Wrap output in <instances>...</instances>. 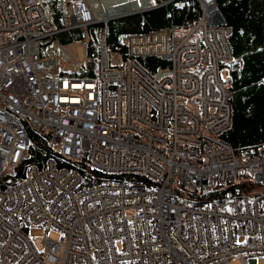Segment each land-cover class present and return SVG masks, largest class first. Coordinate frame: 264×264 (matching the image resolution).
Instances as JSON below:
<instances>
[{
	"label": "built area",
	"instance_id": "2783aa9c",
	"mask_svg": "<svg viewBox=\"0 0 264 264\" xmlns=\"http://www.w3.org/2000/svg\"><path fill=\"white\" fill-rule=\"evenodd\" d=\"M199 2L197 22L123 34L124 52L109 49L104 21L95 73L85 75L56 34L101 22L90 0L64 1L60 29L43 0H0V264L264 256V150L222 137L230 28L214 0L211 13ZM147 57L165 64L148 68ZM33 138L53 155L29 162ZM80 162L101 178L85 182ZM215 188L224 193L187 200ZM38 226L59 236L43 235L38 249L25 231Z\"/></svg>",
	"mask_w": 264,
	"mask_h": 264
},
{
	"label": "trees",
	"instance_id": "16d2710c",
	"mask_svg": "<svg viewBox=\"0 0 264 264\" xmlns=\"http://www.w3.org/2000/svg\"><path fill=\"white\" fill-rule=\"evenodd\" d=\"M53 20L54 28L64 26L63 3L65 0H43ZM71 1V0H69ZM75 1V0H72ZM159 6L107 21V44L110 50L124 52L121 36L177 24L188 25L197 21L200 6L197 0H154ZM230 28L229 44L232 57L221 64L231 75V127L222 135L234 148H260L264 144V0H216ZM104 26L103 22L88 24L85 27L69 29L56 34L59 42L87 38L85 60L77 73L93 75L96 70V44ZM141 62L165 64L154 57L141 59ZM45 145L34 138L30 161L41 162L52 156ZM85 182L91 184L101 178L102 173L91 174L83 170V163H73ZM23 166L17 168L21 176ZM223 188H215L204 194L188 195L190 204L200 205L208 199L220 196Z\"/></svg>",
	"mask_w": 264,
	"mask_h": 264
},
{
	"label": "rangeland",
	"instance_id": "374dc122",
	"mask_svg": "<svg viewBox=\"0 0 264 264\" xmlns=\"http://www.w3.org/2000/svg\"><path fill=\"white\" fill-rule=\"evenodd\" d=\"M65 1L74 3L76 0L75 1L65 0ZM92 1H93V3H97L98 0H92ZM119 1L122 4L130 6L134 1H139V0H119ZM97 14L100 15L103 13L100 12ZM124 16H126V15H124ZM120 17H122V16H120ZM116 18H118V17H116ZM112 19H115V18H112ZM109 20H111V19H109ZM101 22H104V21H101ZM103 28H105V24H104ZM86 41H87V38L84 37L82 39H73V40H69V41L62 43L63 48L68 51L72 61L79 63V62L85 60L84 44L86 43ZM221 74L224 75L225 71H222ZM260 148L264 150V144H262V146ZM27 234L30 237V239L32 240L34 246L37 247L38 249L42 248L41 238L43 235H47L48 237H52V238H57L59 236V232L54 231L53 229L47 230L44 227H40V226L30 227L27 230ZM263 258H264V256L258 255L257 256V264H262ZM232 264H234V263H232Z\"/></svg>",
	"mask_w": 264,
	"mask_h": 264
},
{
	"label": "bare ground",
	"instance_id": "6f19581e",
	"mask_svg": "<svg viewBox=\"0 0 264 264\" xmlns=\"http://www.w3.org/2000/svg\"><path fill=\"white\" fill-rule=\"evenodd\" d=\"M108 1L109 0H98L100 11L103 13V14L99 15V14H97L98 10H97V8L95 6V3H93V1L90 0L92 6L97 11L96 14H97L98 18L101 21H108L109 19L116 18V17H118L120 15H126V14L133 13V12H139V11L145 10L147 8H150V7H152L154 5L153 0L134 1L130 6L122 4L119 0H115L114 5H110V3H108ZM197 1L199 3V6H200V14H201V9H202L201 8V4H200L199 0H197ZM204 1L209 3L211 0H204ZM214 4L218 8V6L216 4V0H214ZM206 5L208 6V11L211 13L212 12V8L214 7L213 4L209 3V4H206ZM198 20H199V18L197 19V21ZM143 65L148 67V68H150L148 62L143 63ZM33 142H34V138L31 139V143H33ZM17 155H19V152L17 153ZM43 161H41V162H43ZM29 162H34V161H30V159H29ZM41 162H34V163H41ZM28 229L29 228H26V230H25L26 233H27Z\"/></svg>",
	"mask_w": 264,
	"mask_h": 264
},
{
	"label": "crops",
	"instance_id": "0c3cea01",
	"mask_svg": "<svg viewBox=\"0 0 264 264\" xmlns=\"http://www.w3.org/2000/svg\"><path fill=\"white\" fill-rule=\"evenodd\" d=\"M92 1V0H91ZM114 2H115V0H109L108 1V3H110V5H114ZM95 6H96V8H97V10H98V12L97 13H100L101 11H100V7H99V4H98V1H97V3H95ZM102 13V12H101ZM222 71H225V73L227 72L225 69H223Z\"/></svg>",
	"mask_w": 264,
	"mask_h": 264
},
{
	"label": "water",
	"instance_id": "95a60500",
	"mask_svg": "<svg viewBox=\"0 0 264 264\" xmlns=\"http://www.w3.org/2000/svg\"><path fill=\"white\" fill-rule=\"evenodd\" d=\"M153 2H154V5L152 7L147 8V9L142 10V11H146V10L152 9V8H155V7L160 5V4H157L154 0H153ZM142 11H139V12H142ZM133 13H137V12H133ZM133 13H129V14H133ZM129 14H126V15H129ZM120 16H124V15H120ZM120 16H118V17H120Z\"/></svg>",
	"mask_w": 264,
	"mask_h": 264
}]
</instances>
